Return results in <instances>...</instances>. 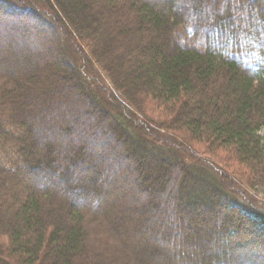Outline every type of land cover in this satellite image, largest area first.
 <instances>
[{
  "label": "trees",
  "instance_id": "obj_1",
  "mask_svg": "<svg viewBox=\"0 0 264 264\" xmlns=\"http://www.w3.org/2000/svg\"><path fill=\"white\" fill-rule=\"evenodd\" d=\"M0 264H264V0H0Z\"/></svg>",
  "mask_w": 264,
  "mask_h": 264
},
{
  "label": "rangeland",
  "instance_id": "obj_2",
  "mask_svg": "<svg viewBox=\"0 0 264 264\" xmlns=\"http://www.w3.org/2000/svg\"><path fill=\"white\" fill-rule=\"evenodd\" d=\"M184 28V27H183ZM187 28L185 27L184 28V30H183V32L185 33V36H184V39H185V41H190V39H191V37H190V31L187 29ZM182 40H183V38H181ZM184 41V40H183ZM63 45L65 46V48L67 49L68 47L63 43ZM68 52H70V50H69V48H68V50H67ZM224 157V156H223ZM210 159V158H209ZM212 160V159H211ZM233 171V170H232ZM225 172L229 175L228 176V178H230L231 179V182L232 183H235V185H237V184H239V183H237V181H236V178H235V176L230 172V170H226L225 169ZM240 187V186H239Z\"/></svg>",
  "mask_w": 264,
  "mask_h": 264
}]
</instances>
